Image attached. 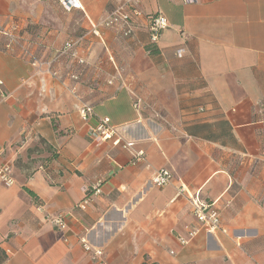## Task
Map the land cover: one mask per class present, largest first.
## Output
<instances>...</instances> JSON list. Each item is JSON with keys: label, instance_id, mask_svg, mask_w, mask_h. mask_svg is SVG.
I'll list each match as a JSON object with an SVG mask.
<instances>
[{"label": "crops", "instance_id": "0c3cea01", "mask_svg": "<svg viewBox=\"0 0 264 264\" xmlns=\"http://www.w3.org/2000/svg\"><path fill=\"white\" fill-rule=\"evenodd\" d=\"M79 1L0 0V29L29 48L6 51L0 34V167L14 180L0 181V264H96L83 240L108 264H264V0ZM128 2L143 12L131 36L92 35ZM158 14L169 26L151 55ZM69 40L84 63L60 57ZM104 118L131 149L92 139ZM160 169L170 186L151 185ZM194 198L220 228L184 246Z\"/></svg>", "mask_w": 264, "mask_h": 264}, {"label": "built area", "instance_id": "2783aa9c", "mask_svg": "<svg viewBox=\"0 0 264 264\" xmlns=\"http://www.w3.org/2000/svg\"><path fill=\"white\" fill-rule=\"evenodd\" d=\"M189 3H195L196 0H185ZM60 5L68 12H71L73 9L82 8V5L79 0H59ZM143 12L137 8L132 2L121 4L116 10L103 18L99 23L93 25L92 35H100L101 28H110V27H120L123 29V35L129 37L133 34L134 23L133 19L136 17H142ZM150 28H149V38L151 44L157 45L160 36L164 30L169 26L167 18L162 15H154L150 18ZM0 34L6 39V51L14 52L16 48L21 49L19 53L20 56H28L29 48L22 41V36L18 34L17 28L13 27H4L0 29ZM79 41L69 40L64 44L62 51L59 53L60 57L64 55H71L74 59L79 60V63H84L83 60L78 58L76 54V47L78 46ZM3 83L0 81V87ZM80 114H82L84 119H88L93 115V109L89 105H84L80 108ZM92 139L96 142L112 141L115 146H122L124 149H131L134 144L130 142H122V139L119 137L116 127L111 123V119L104 118L102 119L96 127V130L91 134ZM135 161L134 164L141 163L145 160L144 152H136L134 154ZM174 179V174L170 170L160 169L151 179L150 183L154 187H167L170 186L171 182ZM0 181L4 186L9 187L14 184L13 177L11 175V169L9 166L0 167ZM99 189L96 194H98ZM89 204V198L84 200L78 208L82 211L87 209ZM42 206H39V210H42ZM192 211L196 219L197 225L194 227H188V233L186 237H179V243L181 245H188L191 240L196 238L203 231L208 235L214 234L220 228L221 214L219 210L215 208L214 204L209 203L205 200H200L194 198L192 201ZM50 222L54 227H57L61 230L66 229V220L63 215H57L53 218H50ZM82 247L85 251L91 254L92 260L96 264H108L104 259V250L93 249L87 240L82 241Z\"/></svg>", "mask_w": 264, "mask_h": 264}, {"label": "trees", "instance_id": "16d2710c", "mask_svg": "<svg viewBox=\"0 0 264 264\" xmlns=\"http://www.w3.org/2000/svg\"><path fill=\"white\" fill-rule=\"evenodd\" d=\"M147 52H149L151 55L152 54H157V49H156V45L155 44H150L147 48H146ZM28 191V193L32 196V197H35L34 193L28 189H26ZM1 259L4 260L1 256V253H0V262H1Z\"/></svg>", "mask_w": 264, "mask_h": 264}, {"label": "rangeland", "instance_id": "374dc122", "mask_svg": "<svg viewBox=\"0 0 264 264\" xmlns=\"http://www.w3.org/2000/svg\"><path fill=\"white\" fill-rule=\"evenodd\" d=\"M57 5H59V1L57 0Z\"/></svg>", "mask_w": 264, "mask_h": 264}]
</instances>
